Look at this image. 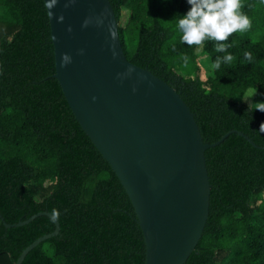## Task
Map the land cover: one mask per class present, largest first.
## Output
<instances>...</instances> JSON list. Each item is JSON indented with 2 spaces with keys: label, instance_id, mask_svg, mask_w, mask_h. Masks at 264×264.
Here are the masks:
<instances>
[{
  "label": "trees",
  "instance_id": "obj_1",
  "mask_svg": "<svg viewBox=\"0 0 264 264\" xmlns=\"http://www.w3.org/2000/svg\"><path fill=\"white\" fill-rule=\"evenodd\" d=\"M109 2L118 23L126 11L118 26L126 59L174 88L203 142L234 130L258 146L231 133L205 150L208 217L184 264H264V112L255 109L264 102V0H242L251 28L227 41L205 40L202 51L181 42L177 21L186 0ZM216 43H230L234 59L212 71L211 61L224 55ZM54 72L44 1L0 0V264H15L23 249L55 229L45 215L21 226L4 223L53 210L59 232L21 264H144L131 201L76 121Z\"/></svg>",
  "mask_w": 264,
  "mask_h": 264
},
{
  "label": "water",
  "instance_id": "obj_2",
  "mask_svg": "<svg viewBox=\"0 0 264 264\" xmlns=\"http://www.w3.org/2000/svg\"><path fill=\"white\" fill-rule=\"evenodd\" d=\"M55 72L81 129L108 162L135 210L145 244L144 264H184L204 230L210 183L203 142L190 108L164 80L130 63L109 0H43ZM67 55L68 62L63 61ZM238 135L254 147L251 139ZM19 254L59 232V223Z\"/></svg>",
  "mask_w": 264,
  "mask_h": 264
},
{
  "label": "clouds",
  "instance_id": "obj_3",
  "mask_svg": "<svg viewBox=\"0 0 264 264\" xmlns=\"http://www.w3.org/2000/svg\"><path fill=\"white\" fill-rule=\"evenodd\" d=\"M186 3L189 7L183 15L179 14L177 26L182 33L181 42L188 46L196 45V51H202L205 40L227 41L232 33L247 31L252 26L251 18L241 10L242 0H186ZM229 47L230 43L215 44L216 51L224 55L217 56L211 61L212 71L219 69L222 63L233 61V54L226 51ZM243 56L247 61L253 59L250 51H244ZM69 59L67 55L63 57L64 62H68ZM182 59L185 64L188 63L189 58L186 54ZM255 92L256 89L253 95ZM256 104L258 106L255 109L264 112V102ZM260 129H264V123H261ZM58 216V210H53V218Z\"/></svg>",
  "mask_w": 264,
  "mask_h": 264
},
{
  "label": "rangeland",
  "instance_id": "obj_4",
  "mask_svg": "<svg viewBox=\"0 0 264 264\" xmlns=\"http://www.w3.org/2000/svg\"><path fill=\"white\" fill-rule=\"evenodd\" d=\"M125 17H126V11H123L122 12V16H121V19H120V23H118V26L119 27H123V25H124V23H125ZM250 101H251V99L249 98V97H247L246 99H245V103L246 104H250Z\"/></svg>",
  "mask_w": 264,
  "mask_h": 264
}]
</instances>
